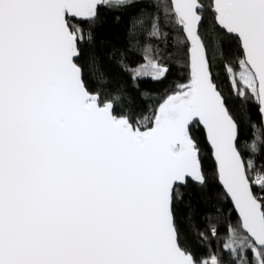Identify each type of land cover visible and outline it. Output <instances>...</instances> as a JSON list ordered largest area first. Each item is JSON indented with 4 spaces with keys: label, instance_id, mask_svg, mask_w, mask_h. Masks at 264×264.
Masks as SVG:
<instances>
[{
    "label": "snow or ice",
    "instance_id": "snow-or-ice-1",
    "mask_svg": "<svg viewBox=\"0 0 264 264\" xmlns=\"http://www.w3.org/2000/svg\"><path fill=\"white\" fill-rule=\"evenodd\" d=\"M133 2L0 0V264H264V163L245 158L208 54L223 35L238 40L236 67L223 71L264 122V0H154L141 9L133 27L147 19L145 39L156 43L125 70L165 78L158 45L172 43L188 79L140 118L90 90L77 62L92 39L84 23L102 6ZM196 127L239 216L207 256L187 246L173 214L181 188L208 179ZM257 139L264 145V132ZM251 148L260 151L255 140Z\"/></svg>",
    "mask_w": 264,
    "mask_h": 264
},
{
    "label": "trees",
    "instance_id": "trees-1",
    "mask_svg": "<svg viewBox=\"0 0 264 264\" xmlns=\"http://www.w3.org/2000/svg\"><path fill=\"white\" fill-rule=\"evenodd\" d=\"M153 2L134 0L127 7H100L99 19L90 27L87 22L83 25L85 35L90 32L92 39L81 42V56L77 61L85 68L90 90L114 99L115 111L118 113L132 112L137 118L151 116L162 99L171 94L177 84L185 83L188 79L186 63L183 59H177L171 51L172 43L161 42L158 45L159 58L169 68L165 78L157 80L146 76L133 79L132 74L125 70V67L135 68L144 62L145 43H156L145 39V33L149 30L147 19L133 27V18L139 16L141 9L150 11L149 5ZM207 20L211 25L210 14ZM130 33L133 35L130 36ZM180 35L178 28L172 27L170 39L175 40ZM240 51L239 42L234 36L223 35L221 40L209 45L208 54L213 70L222 83L228 106L240 124L242 152L246 159L256 160L259 166L264 163V145L257 136L264 132V126L258 105L253 99L245 100L232 94L223 71L229 63L236 67ZM252 125L256 126V135L253 134ZM148 126L151 127V124ZM192 133L201 144L208 179L205 185L190 180L187 186L182 187L183 199L174 203L173 214L176 227L187 246L197 255L207 256L210 252L220 250L227 225L236 226L239 216L219 182L206 133L201 127L192 129ZM254 140L260 151L252 150ZM212 227L217 229L215 237L211 232ZM200 233H204L207 239Z\"/></svg>",
    "mask_w": 264,
    "mask_h": 264
},
{
    "label": "water",
    "instance_id": "water-1",
    "mask_svg": "<svg viewBox=\"0 0 264 264\" xmlns=\"http://www.w3.org/2000/svg\"><path fill=\"white\" fill-rule=\"evenodd\" d=\"M263 126H264V122H263ZM202 128V127H201ZM213 158H214V156H213ZM215 160V159H214ZM219 182H220V180H219ZM222 184V183H221ZM224 188V187H223ZM224 191L226 192V190L224 189ZM230 198V197H229ZM230 200H231V198H230ZM231 202L233 203V201L231 200ZM233 206H234V209H235V205H234V203H233ZM235 212H236V214H238V211L235 209Z\"/></svg>",
    "mask_w": 264,
    "mask_h": 264
},
{
    "label": "rangeland",
    "instance_id": "rangeland-1",
    "mask_svg": "<svg viewBox=\"0 0 264 264\" xmlns=\"http://www.w3.org/2000/svg\"><path fill=\"white\" fill-rule=\"evenodd\" d=\"M144 77H146V76H144Z\"/></svg>",
    "mask_w": 264,
    "mask_h": 264
}]
</instances>
